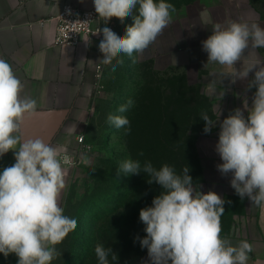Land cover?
<instances>
[{"label": "clouds", "instance_id": "9594fccd", "mask_svg": "<svg viewBox=\"0 0 264 264\" xmlns=\"http://www.w3.org/2000/svg\"><path fill=\"white\" fill-rule=\"evenodd\" d=\"M93 4L105 25L114 17L121 22L133 18L124 36L107 26L95 33L103 35L98 45L103 54L99 62L111 65L112 72L123 63L118 59L121 54L140 55L155 43L176 12L165 0H93ZM261 48L264 27L247 20L214 23L212 34L202 41L207 63L233 69L219 73L221 80L230 76L235 83L254 72L248 83L249 89L256 88L252 105L245 103L243 109L236 108L223 119L215 150L222 160L217 169L222 175L231 173L230 186L235 193L264 209V60L245 63L247 56H254ZM237 62H242L240 69L235 67ZM23 89L11 64L0 57V157L11 150L15 159L0 171V254L7 258L14 253L17 264H51L61 255L56 246L77 227V220L65 215L60 206V196L67 187L64 165L68 159L40 138H25L23 125L37 114V101L22 96ZM133 105L128 99L117 112L124 113ZM201 119L205 121L204 132L210 133L216 120L207 114ZM107 121L131 131L126 116L109 114ZM189 171L185 167L178 174L168 164L157 169L150 161L142 167L139 160L131 158L117 169V175L146 173L148 184L161 187L152 206L139 212L146 232L140 239L141 247L147 248L149 260L145 264H248L253 245L247 240L233 244L221 236L225 200L214 191L197 190ZM94 251L98 264H110L109 256L117 260L112 249L102 244Z\"/></svg>", "mask_w": 264, "mask_h": 264}, {"label": "crops", "instance_id": "0c3cea01", "mask_svg": "<svg viewBox=\"0 0 264 264\" xmlns=\"http://www.w3.org/2000/svg\"><path fill=\"white\" fill-rule=\"evenodd\" d=\"M65 4L82 11L94 8L93 0H0V57L11 64L24 84L21 95L37 101V114L26 119L23 125L24 136L50 143L61 157L68 159L64 165L67 187L60 196L63 208L75 168L72 162L78 154L77 138L83 136L85 140L91 109L99 101L97 87L101 83L95 76L101 56L93 49L94 40L83 41L75 48L53 45V19ZM228 20H247L264 27V0H204L194 14V24L173 17V22L155 43L142 54L132 55L154 70L185 74L189 83L199 87L217 105L231 104V110L219 113L211 132L196 147L202 174L222 177L221 182L209 183L212 186L208 191L216 192L223 199L235 190L230 186L231 173L222 175L217 169L222 163L215 150L220 123L234 109H243L245 103L251 107L256 91L255 87L248 88L254 72L247 79L232 83L230 76L221 80L219 73H230L233 69L207 63L202 41L212 34L214 23L224 24ZM108 23L114 25L117 35H125L126 20L121 22L114 17ZM255 58L264 60V48L256 49L254 56H247L245 63ZM241 66L242 62L235 65L237 69ZM106 70L104 66L102 80ZM14 163V153L10 150L0 157V171ZM222 237L233 244L247 240L254 247L248 264H264V230L257 214H235L229 232ZM17 259L14 253L7 258L0 254V264H17Z\"/></svg>", "mask_w": 264, "mask_h": 264}, {"label": "rangeland", "instance_id": "374dc122", "mask_svg": "<svg viewBox=\"0 0 264 264\" xmlns=\"http://www.w3.org/2000/svg\"><path fill=\"white\" fill-rule=\"evenodd\" d=\"M165 2L175 6L174 18H184L194 24V14L204 0ZM134 15H138V12H134ZM124 20L127 27L133 23L132 17ZM118 59L123 63L114 72L108 65L103 80L101 78L99 101L91 109L84 140L87 150L78 151L74 160L75 168L63 209L65 215L77 220V227L56 246L61 255L51 264H91L94 260L98 264L94 251L97 244L111 248L116 254V261L109 256L110 264H145L149 260L147 248L140 245V239L146 236V232L139 212L152 206V200L160 194L161 187L156 183L148 184L149 177L143 172L117 175L123 160L141 158L139 152L133 154L131 145L142 137L134 133L129 135L127 127L118 129L109 124V114L126 116L130 123L140 121L150 125L163 110L166 113L165 124L171 129L181 128L186 120L191 123L189 134L194 136L197 147L207 135L202 114L215 121L220 112L231 110L229 102H221L220 105L213 103L204 91L187 81L185 74L151 69L148 64L126 54H121ZM143 93L146 94L144 98L156 101L157 107L141 105ZM128 99H132L134 105L124 113L117 112L118 107ZM170 140L176 146L180 141L178 136ZM152 163H156L157 168L161 167L157 159L152 158ZM174 169L182 174V168ZM190 169V172L195 171L194 174L199 175L198 189L201 192L206 193L211 184L222 181V177L218 176L205 177L200 159L199 167ZM224 200L221 236L229 232L233 216L239 213L257 214L264 230V209L252 206L247 197L241 199L235 192ZM138 252L141 254L137 255Z\"/></svg>", "mask_w": 264, "mask_h": 264}, {"label": "trees", "instance_id": "16d2710c", "mask_svg": "<svg viewBox=\"0 0 264 264\" xmlns=\"http://www.w3.org/2000/svg\"><path fill=\"white\" fill-rule=\"evenodd\" d=\"M148 67L152 69L150 65ZM145 96L146 94L143 93L142 98L144 101H142L141 105L149 106V108L157 107L156 101L144 98ZM165 118L166 113H164L163 110H160L156 120L150 125H145L144 122L140 121L130 123L131 131L129 132V135L134 133L142 137L141 140H138L134 145H131L133 154L136 155L137 152L140 153L141 151L144 153L141 158L135 156L141 162V166H143L146 161L152 163V158H154L160 162L161 166L168 164L173 168H198L199 157L196 149V141L194 136L189 134V129L192 128L191 123L186 120V122H182V127H177L178 129L176 130L171 129L165 124ZM175 136H178L180 140H178L179 142L177 146L170 140L173 137L175 138ZM165 138H168V140H165ZM152 165L157 168L156 163H152ZM194 173L195 171H189V175L193 180V186L198 190V185L200 183L199 175L197 173L195 175ZM140 254V252L137 253V255ZM125 261L126 260H122L121 262ZM95 263L96 260L91 264Z\"/></svg>", "mask_w": 264, "mask_h": 264}, {"label": "built area", "instance_id": "2783aa9c", "mask_svg": "<svg viewBox=\"0 0 264 264\" xmlns=\"http://www.w3.org/2000/svg\"><path fill=\"white\" fill-rule=\"evenodd\" d=\"M69 10L71 14H69ZM53 20L55 22L53 36L54 46L75 48L83 41L90 42L94 40L96 44L93 49L101 56V59L103 54L99 51L98 45L103 39V35L102 32L95 34L97 29H102L107 26L116 33L113 24L107 23V25H105L99 20L98 14L95 12L94 8L82 11L69 4H65L61 7ZM104 66L105 65L99 63L95 69V76L98 81L101 80ZM97 89L98 91L101 90L100 85H98ZM77 143L78 151L87 150L83 136L77 138ZM72 164L74 165L75 162H72Z\"/></svg>", "mask_w": 264, "mask_h": 264}]
</instances>
